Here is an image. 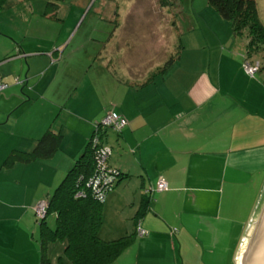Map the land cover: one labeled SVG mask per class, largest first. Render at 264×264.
I'll return each mask as SVG.
<instances>
[{
	"label": "crops",
	"instance_id": "1",
	"mask_svg": "<svg viewBox=\"0 0 264 264\" xmlns=\"http://www.w3.org/2000/svg\"><path fill=\"white\" fill-rule=\"evenodd\" d=\"M87 1L66 0L55 18L41 8L21 17L23 29L0 30V80L7 84L0 92V264H41L34 207L49 200L108 111L126 124L102 133V144L111 149L106 164L120 176L103 200L101 217L121 212L123 236L133 234L147 191L140 220L147 234L131 237L147 254L174 256L187 244H233L230 260L240 264L263 214L250 218L264 186L263 77L244 71L229 24L208 5L202 9L218 31L192 13V26L176 35L177 53L167 66L143 78L130 76L126 64L137 61L126 55L136 50L133 36L146 15L132 11L133 1L128 12L126 6L118 12L99 0L104 38H89L85 49L76 38ZM156 24L150 32L163 36ZM87 26L97 32L98 24ZM140 37L145 44L147 37ZM208 38L215 41V58L203 55ZM47 130L61 136L51 157L2 166L11 151H30ZM159 178L165 190H156ZM97 234L103 241L109 237L101 229Z\"/></svg>",
	"mask_w": 264,
	"mask_h": 264
},
{
	"label": "trees",
	"instance_id": "2",
	"mask_svg": "<svg viewBox=\"0 0 264 264\" xmlns=\"http://www.w3.org/2000/svg\"><path fill=\"white\" fill-rule=\"evenodd\" d=\"M65 1L46 0L44 15L55 18L59 6ZM6 3L7 0H0V10ZM206 3L222 20L229 23L234 37L243 39L244 52L241 59L249 64L257 63L258 72L260 63L256 58L264 53V24L259 18L255 0H206ZM11 57L12 55H8L3 60ZM172 59H168L164 67ZM262 81L264 84V76ZM60 139L61 136L58 133L47 130L30 151H11L2 166L8 167L15 163L47 159L58 149ZM92 152L88 143L84 154L74 162L49 200L42 201L46 204L43 217L39 218L34 214L40 226L41 264H51V258L47 255L50 243H61L62 248V255L55 257L53 264H114L129 247L131 237L135 234V224L141 223L142 215L148 209L149 194L146 191L134 219L133 234L112 241H103L98 237L102 203L97 201L88 190H84L83 197H74L75 193L83 188L82 181L78 179L80 177L86 179L92 174L94 166ZM114 170L120 176L119 171ZM115 183L116 181L113 187ZM48 215H53V228L46 223Z\"/></svg>",
	"mask_w": 264,
	"mask_h": 264
},
{
	"label": "rangeland",
	"instance_id": "3",
	"mask_svg": "<svg viewBox=\"0 0 264 264\" xmlns=\"http://www.w3.org/2000/svg\"><path fill=\"white\" fill-rule=\"evenodd\" d=\"M104 2L105 8L109 11L111 8L116 11H118L123 6L128 7L127 12L129 11V2L133 1V12H143L144 15H146L147 19H142L139 21L140 23V29L135 32V35L133 36V41H135V48L136 50L134 52H128L126 55L127 61L131 60L129 57L134 56L136 59V63L133 64H126L127 67L130 68L129 75L135 76L138 78H143L147 74H156L159 73V71L163 68V66L166 64L168 59L173 58L174 55L177 53V44H176V35L180 32H187L191 25V20L194 21L192 18V13L198 14V22L201 24H204L202 19L208 23L210 26V22L212 20L207 17L206 12L202 9L205 5L207 6L206 0H101ZM258 15L262 23L264 24V0H255ZM46 0H7V3L4 10H0V30H21L25 26L23 24L24 20H21V17H25L29 12H38L41 10V8L44 10L45 8ZM99 3H101L99 0H88L86 7L84 8L82 13L87 14L86 19L83 22L82 27L80 28V32L83 31V33H78V36L76 40L78 39L79 42H81L85 49L88 48V41L89 38H92L93 40H101L104 37H101L98 32L99 29H103L104 22L99 21L98 16L96 15V12L98 14H101V10L99 8ZM166 3V4H164ZM124 9V7H123ZM211 10V8L209 7ZM131 11V12H132ZM119 12V11H118ZM155 14V16H153ZM103 16L99 15V18H102ZM207 18V20H206ZM191 19V20H190ZM136 21V20H135ZM97 25V32H95L92 27V31H90V27L87 26V28L84 29L85 25ZM143 25H142V24ZM160 27L159 31H162V35L159 33V37H155L152 35V30L150 32V29ZM228 23V22H227ZM229 24V23H228ZM177 26V27H176ZM216 31L219 30L220 27L218 26H212ZM170 28H174V32L170 33ZM177 31H176V30ZM231 32V31H230ZM147 33V35H145ZM172 34V36H171ZM140 35H143L140 37ZM231 46L235 47L236 55L243 54L244 52V41L243 39L239 37H234L231 32ZM145 36L147 39L143 41L145 44H141L139 42L140 39L143 37L145 39ZM162 36V37H161ZM87 38V39H86ZM174 38V40H173ZM208 38V47L205 43V40L203 41L204 47H203V55L206 56V59L209 58V52H211L212 58H215L216 53L214 49L215 41L213 39ZM174 41V42H173ZM235 41V42H234ZM148 45L149 49H145V47ZM92 46V45H91ZM158 46V47H157ZM159 51L163 50V55H159ZM232 53V51H230ZM130 53V54H129ZM125 55V53H124ZM129 56V57H128ZM239 57V56H238ZM163 61L159 66L150 67L148 71L146 68L142 67L146 64V62H149L151 66L159 59H162ZM241 59V58H236ZM258 62L260 63V70L256 73L262 78L264 76V53L256 58ZM242 61V59H241ZM130 65V66H129ZM152 72V73H151ZM255 74V75H256ZM114 188V187H113ZM113 188L110 189L113 190ZM264 186L262 185V192L260 195V201H258L256 204H254L251 213L250 218L254 217L258 219L261 211L264 212ZM109 191V192H110ZM121 212L118 214L115 213H109L106 216V213H104L100 220V227L101 232L103 234H106L107 241L112 240V236L114 233L119 232L118 235L115 234L116 239L123 236L126 232L125 228L122 226V216L120 215ZM123 215V213H122ZM263 215V214H262ZM46 223L49 227H54V218L53 215H48L46 217ZM259 224V222H258ZM257 224V225H258ZM257 227V226H256ZM98 229V230H99ZM256 229V228H255ZM248 230V227L245 226L244 231L246 232ZM254 229H252L253 231ZM251 231V232H252ZM255 232V231H254ZM253 232V234H254ZM252 234V235H253ZM111 236V237H110ZM251 236V235H250ZM252 237V236H251ZM250 239L247 238L244 243V248L247 247ZM140 246V247H139ZM178 246V244H176ZM196 247L200 248H194L193 245H183L181 247V250H175L174 256H170L168 254L164 255L163 253L159 256H150V253H146L145 248L141 247V242H136L134 240H130V245L127 248V255L122 254L114 264H234L230 260L232 253H233V244H222L218 243L217 245H195ZM209 246L214 247L213 249ZM229 247V249H227ZM204 248L205 250H202ZM62 248L61 243H50L48 244L47 248V255L49 258H51V264L54 263L55 257L58 255H62ZM209 251H212V253H209ZM124 255V256H123ZM241 259V258H240ZM240 262V260H239Z\"/></svg>",
	"mask_w": 264,
	"mask_h": 264
},
{
	"label": "built area",
	"instance_id": "4",
	"mask_svg": "<svg viewBox=\"0 0 264 264\" xmlns=\"http://www.w3.org/2000/svg\"><path fill=\"white\" fill-rule=\"evenodd\" d=\"M242 67L244 71L252 76L258 70V64L253 63L249 64L246 61H242ZM15 83H23L20 82L19 79L14 80ZM7 87V84L0 81V92ZM125 121L123 118L111 111H108L104 117L101 119L99 124L95 125V130L90 137L89 143L90 147L93 150V171L92 174L86 178L82 179L81 177L78 179L82 181V189L78 190L75 193L76 198H80L84 196V190H88L91 195L100 203H103V200L106 194L113 188L114 182L118 179V172L114 169H111L107 166L106 161L110 155V148L102 144V133L103 130L109 129L112 131H119L121 128L125 126ZM166 189V183L163 179L159 178L156 182V190L161 191ZM46 204L44 202H39L34 207V214L36 217H43L45 211ZM135 234L137 236H146V231L142 228L141 223L137 222L135 224Z\"/></svg>",
	"mask_w": 264,
	"mask_h": 264
},
{
	"label": "water",
	"instance_id": "5",
	"mask_svg": "<svg viewBox=\"0 0 264 264\" xmlns=\"http://www.w3.org/2000/svg\"><path fill=\"white\" fill-rule=\"evenodd\" d=\"M255 228L254 234L241 254L240 264H264V212Z\"/></svg>",
	"mask_w": 264,
	"mask_h": 264
}]
</instances>
